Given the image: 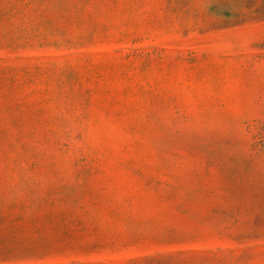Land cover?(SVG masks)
Here are the masks:
<instances>
[{"label": "rangeland", "instance_id": "1", "mask_svg": "<svg viewBox=\"0 0 264 264\" xmlns=\"http://www.w3.org/2000/svg\"><path fill=\"white\" fill-rule=\"evenodd\" d=\"M0 264H264V0H0Z\"/></svg>", "mask_w": 264, "mask_h": 264}]
</instances>
